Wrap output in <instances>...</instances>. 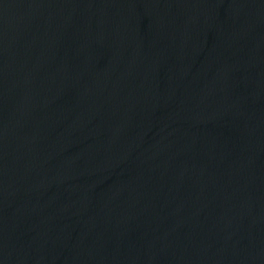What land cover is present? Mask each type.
Listing matches in <instances>:
<instances>
[{
	"label": "water",
	"instance_id": "1",
	"mask_svg": "<svg viewBox=\"0 0 264 264\" xmlns=\"http://www.w3.org/2000/svg\"><path fill=\"white\" fill-rule=\"evenodd\" d=\"M0 264H264V0H0Z\"/></svg>",
	"mask_w": 264,
	"mask_h": 264
}]
</instances>
